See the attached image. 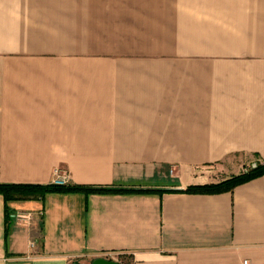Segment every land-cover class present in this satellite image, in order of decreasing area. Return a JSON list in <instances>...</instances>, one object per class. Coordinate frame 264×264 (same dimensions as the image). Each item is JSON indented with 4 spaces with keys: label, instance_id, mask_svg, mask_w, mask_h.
Here are the masks:
<instances>
[{
    "label": "crops",
    "instance_id": "1",
    "mask_svg": "<svg viewBox=\"0 0 264 264\" xmlns=\"http://www.w3.org/2000/svg\"><path fill=\"white\" fill-rule=\"evenodd\" d=\"M253 158L264 0H0V181L163 189L0 193V264H264V174L177 190Z\"/></svg>",
    "mask_w": 264,
    "mask_h": 264
},
{
    "label": "trees",
    "instance_id": "2",
    "mask_svg": "<svg viewBox=\"0 0 264 264\" xmlns=\"http://www.w3.org/2000/svg\"><path fill=\"white\" fill-rule=\"evenodd\" d=\"M264 174V159H259L255 166L249 167L239 173L232 174L218 181H211L198 184H189L187 187L177 190L185 191H200V192H219L223 190L233 189L237 184ZM157 191L163 190L156 187H142V186H109L98 184H83V183H69V184H55V183H29V182H2L0 181V193L5 198L6 211L10 213L14 208L11 202L43 197L49 191Z\"/></svg>",
    "mask_w": 264,
    "mask_h": 264
},
{
    "label": "built area",
    "instance_id": "3",
    "mask_svg": "<svg viewBox=\"0 0 264 264\" xmlns=\"http://www.w3.org/2000/svg\"><path fill=\"white\" fill-rule=\"evenodd\" d=\"M52 183L60 184V185L71 183L68 169L60 165L56 166L53 172ZM33 214L34 213L31 210L21 209L16 211V217L20 223L30 222L33 218ZM112 259L118 260L117 257L116 258L114 257ZM243 264H252V263L249 261L248 258H245L243 260Z\"/></svg>",
    "mask_w": 264,
    "mask_h": 264
},
{
    "label": "rangeland",
    "instance_id": "4",
    "mask_svg": "<svg viewBox=\"0 0 264 264\" xmlns=\"http://www.w3.org/2000/svg\"><path fill=\"white\" fill-rule=\"evenodd\" d=\"M259 161L258 158H253L252 160H246L244 161V163L240 164L239 167H237L236 169H231V170H224L222 168H217V167H214L213 168V175H211L213 177V179H216V180H220V179H223L226 177V175L228 174H233L231 173L233 170H245L249 167H252V166H255L257 164V162ZM240 168V169H239Z\"/></svg>",
    "mask_w": 264,
    "mask_h": 264
},
{
    "label": "water",
    "instance_id": "5",
    "mask_svg": "<svg viewBox=\"0 0 264 264\" xmlns=\"http://www.w3.org/2000/svg\"><path fill=\"white\" fill-rule=\"evenodd\" d=\"M73 264H82L80 262H75ZM90 264H122L120 261L105 256L95 257Z\"/></svg>",
    "mask_w": 264,
    "mask_h": 264
}]
</instances>
